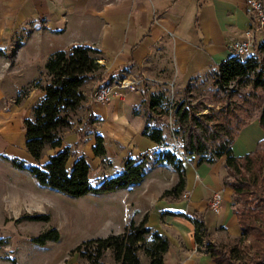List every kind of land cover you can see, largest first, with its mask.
<instances>
[{"label": "crops", "instance_id": "1", "mask_svg": "<svg viewBox=\"0 0 264 264\" xmlns=\"http://www.w3.org/2000/svg\"><path fill=\"white\" fill-rule=\"evenodd\" d=\"M260 1L264 6V0ZM250 22L243 0H0V48L4 51L0 70L16 68L18 50L32 37L63 38L67 46L56 50L83 44L99 51L100 71L79 87L84 96L79 118L83 123L91 114L89 125L94 131L86 134L78 153L88 165L87 177L94 187L114 176L127 160L138 162L161 149L141 136L144 119L132 113L140 106L143 84L148 83L147 93L162 84L171 99H182L197 79H208L230 56V45L242 39ZM10 41L13 45L8 52L2 45ZM140 78L143 81L137 90L121 91L102 104L88 100L90 91L102 85ZM29 113L26 110L24 117ZM81 124L76 122L63 131V144L72 147L74 130ZM162 136L165 148L171 150L174 138L170 130L162 128ZM263 137L257 117L251 119L234 137L232 154L251 151ZM57 150H46V156ZM178 157L184 185L176 200L160 198L161 192L177 181L176 173L166 164L152 165L139 181L127 187L82 195L86 201L84 219L93 229L92 235L119 233L129 220L138 222L145 215V225L167 239L163 264H212L208 254L197 249L193 226L183 215L202 213L211 240L240 235L230 209L231 190L222 184L224 159L221 156L212 164H198L193 155ZM71 163L68 159L67 165ZM105 167L111 171L106 177ZM215 191L222 197L217 213L207 208ZM71 261L86 264L81 258Z\"/></svg>", "mask_w": 264, "mask_h": 264}, {"label": "trees", "instance_id": "2", "mask_svg": "<svg viewBox=\"0 0 264 264\" xmlns=\"http://www.w3.org/2000/svg\"><path fill=\"white\" fill-rule=\"evenodd\" d=\"M3 54L0 48V55ZM98 54L92 47L74 45L67 50H55L46 57L45 80L32 83L34 92L41 96L31 106L29 116L19 119V129L23 132L25 151L34 161H39L48 149L58 150L46 156L40 166L25 164L16 157L7 160L13 167L27 171L39 185L72 197L127 187L139 181L152 165L166 164L176 173L177 181L163 190L160 198L176 200L182 194L184 171L178 155L173 149L165 148L162 128L167 126L160 115L168 116L170 132L181 156L193 155L198 164H212L223 156L222 184L231 190L230 209L240 230L237 237L213 241L202 213L193 211L190 216L183 215L193 226L197 249L208 254L212 264H264V137L243 155L234 156L231 152L237 132L255 118V113L264 134V40L253 45L248 57L230 55L216 66L210 76L207 103L196 102L197 106L183 98L169 102L164 89L142 91L141 109L136 107L132 113L144 119L141 136L161 149L138 162L127 160L114 176L102 179L93 187L87 177L88 165L78 153L86 134L94 131L89 125L93 116L89 114L75 128L72 147L62 143V133L72 126L71 116L84 100L79 87L100 67ZM245 87L247 90L243 92ZM68 159H72L69 166ZM145 222V215L138 222L129 220L121 232L82 241L70 253H76L86 264H101L106 251L113 264H141L139 253L146 264H163L167 239ZM58 238V232L49 229L30 241L42 245Z\"/></svg>", "mask_w": 264, "mask_h": 264}, {"label": "rangeland", "instance_id": "3", "mask_svg": "<svg viewBox=\"0 0 264 264\" xmlns=\"http://www.w3.org/2000/svg\"><path fill=\"white\" fill-rule=\"evenodd\" d=\"M263 40L264 33H258L254 45ZM65 44L63 38H29L16 54V68L0 70V264H70L72 259H79L70 250L80 242L96 237L92 235L93 229L89 222L84 219L86 201L83 196L72 197L41 186L27 171L13 167L7 160L16 157L25 164L36 166L45 161L46 152L39 161H34L26 153L19 119L24 117L26 110L30 112L31 106L38 100L34 101L38 93L32 89V83L34 80L41 83L45 80L43 70L47 52L64 48L67 46ZM12 45L13 42L10 41L2 45V48L9 52ZM214 70L215 68L212 72ZM208 79H197L196 85L189 87L182 98L197 106L196 102H209L207 93L211 90V85ZM143 87L140 94L142 91L147 93L145 87H148V83L145 82ZM166 87L156 84L152 92L164 89L165 99L175 101L169 97ZM31 90L32 95L29 97ZM93 90L88 94V100ZM246 90L247 87L242 91ZM208 105L214 108V105ZM23 106L25 110H22ZM79 111L80 105L71 116L72 124L82 123ZM254 115L256 117V113ZM160 116L169 130L168 116ZM104 170H107L103 173L106 177L111 171L107 167ZM37 215L46 218H26ZM49 229L58 232L57 241H46L42 245L30 241L38 233ZM139 257L141 264H146V259L140 253ZM101 264H113L108 251L103 254Z\"/></svg>", "mask_w": 264, "mask_h": 264}, {"label": "built area", "instance_id": "4", "mask_svg": "<svg viewBox=\"0 0 264 264\" xmlns=\"http://www.w3.org/2000/svg\"><path fill=\"white\" fill-rule=\"evenodd\" d=\"M246 12L250 17V25L242 33V39L233 42L230 45L229 52L231 56L245 58L252 53L256 35L264 31V6L260 0H243ZM143 80H119L112 84H105L93 90L89 95V100L97 103H106L111 97L119 94L121 91L137 90V84ZM171 100V99H170ZM170 130V127H169ZM172 149L178 156L181 151L177 143L173 140ZM221 194L218 191L212 192L207 200V208L213 213H217L221 204Z\"/></svg>", "mask_w": 264, "mask_h": 264}]
</instances>
